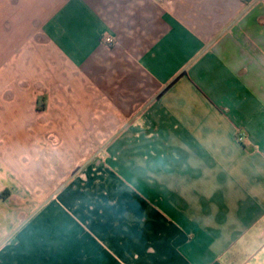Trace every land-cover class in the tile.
Returning <instances> with one entry per match:
<instances>
[{
    "label": "crops",
    "instance_id": "1",
    "mask_svg": "<svg viewBox=\"0 0 264 264\" xmlns=\"http://www.w3.org/2000/svg\"><path fill=\"white\" fill-rule=\"evenodd\" d=\"M109 35L119 59L111 67L132 71L134 89L149 82L155 98L145 114L138 94L136 111L119 121H133L130 136L143 137L149 159L165 153V169L197 188L181 196L180 218L167 194L137 196L132 223L120 209L107 212L116 235L97 223L91 237L67 228L63 242L55 232L37 264H264V0H0V160L14 163L13 148L3 150L9 139L43 138V113L58 130L75 119L58 98L59 81L28 83L22 59L49 54L57 73L61 61H74L104 77ZM38 89L46 96L31 101ZM101 89V97L112 95L108 84ZM160 136L158 150L152 138ZM13 178L0 166V187ZM56 214L66 222L64 210ZM12 231L0 227V243ZM5 250L0 264H33Z\"/></svg>",
    "mask_w": 264,
    "mask_h": 264
},
{
    "label": "rangeland",
    "instance_id": "2",
    "mask_svg": "<svg viewBox=\"0 0 264 264\" xmlns=\"http://www.w3.org/2000/svg\"><path fill=\"white\" fill-rule=\"evenodd\" d=\"M109 37L114 40V44L104 42L109 51L106 55L110 65L107 72L103 73L104 77L100 73L96 75L93 71L77 69L74 61L66 64L61 61V67L65 71L62 73L59 67L57 73V68L52 63L56 59L53 60L49 54L22 59L23 67L28 61L25 76L28 77V83H32L34 77L40 82L43 77L44 82L59 81L58 98L66 105L70 103L69 109L75 119L73 124L61 123L64 126L58 130L52 121H47L50 115L43 113L40 116L44 119V125L40 126L45 132L43 138L20 136L9 139L10 144L4 146L3 150L6 151L9 147L13 148V152L7 154L14 159V163L0 160V166L14 178L11 185L0 187V195L6 190L9 192L6 204H3L0 196V227L12 226L13 231L6 241L0 243V254L9 251L6 248L11 249L10 258L24 256V260L28 258L30 263L37 264L36 256L41 257L40 250L44 247H51V241L56 237L55 232L65 242L64 238L68 237L65 231L75 229L78 234L90 235L89 226L97 223V227L102 226L109 235H116L117 228L114 226L118 224L113 223L107 212L116 213L120 209L124 211V220L132 223L131 212L138 205L134 201L137 196L144 199L149 195L159 197L167 194L173 210H177L181 206V196L195 193L197 187L181 186L179 178L174 175L175 171L165 169V153H156L151 160L150 154L143 153V149L147 147H144L143 137L137 138L134 143L130 136L132 120L119 121L118 116L122 113L131 117L136 111L134 101L139 98L138 94L142 103L141 112L145 114L151 113L149 106L155 98L150 96L149 82L145 84L146 88L134 89L138 82L132 71L126 67H111L113 64L117 65L119 59L112 51L116 40L107 36ZM55 76H59V79L56 80ZM25 77L20 78V74H14L12 80L23 82ZM103 84H108L112 92L109 98L101 97ZM45 94L46 90L38 89L30 91L29 97L33 101L38 96L44 98ZM40 106L42 111L48 109L46 102ZM152 139L155 140L153 144L156 148L161 150L164 145L163 136ZM12 141L14 144H21V147L12 146ZM149 165H153L152 168ZM155 165L158 167L155 168ZM182 204L186 207L193 205L189 202ZM60 209L65 211V223L57 217L56 213ZM8 211L12 213L11 221L3 218ZM177 211L179 213L180 210ZM176 216L180 218V213ZM121 228L123 229L119 227V230ZM96 230L95 233L92 231V237L98 242L97 238L99 245L104 247L99 238L101 235ZM123 230L125 233L131 232V228L127 231L124 227ZM105 240L108 241L109 238Z\"/></svg>",
    "mask_w": 264,
    "mask_h": 264
},
{
    "label": "built area",
    "instance_id": "3",
    "mask_svg": "<svg viewBox=\"0 0 264 264\" xmlns=\"http://www.w3.org/2000/svg\"><path fill=\"white\" fill-rule=\"evenodd\" d=\"M106 42L108 44H110V45H113L114 44V40L111 37L107 38L106 39ZM243 139H244V136H240L239 141H243Z\"/></svg>",
    "mask_w": 264,
    "mask_h": 264
},
{
    "label": "trees",
    "instance_id": "4",
    "mask_svg": "<svg viewBox=\"0 0 264 264\" xmlns=\"http://www.w3.org/2000/svg\"><path fill=\"white\" fill-rule=\"evenodd\" d=\"M7 194H9V192H8V191H5V192L3 193V195H2V197L5 199Z\"/></svg>",
    "mask_w": 264,
    "mask_h": 264
}]
</instances>
